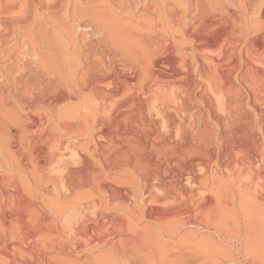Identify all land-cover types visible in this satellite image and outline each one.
<instances>
[{
    "label": "bare ground",
    "instance_id": "obj_1",
    "mask_svg": "<svg viewBox=\"0 0 264 264\" xmlns=\"http://www.w3.org/2000/svg\"><path fill=\"white\" fill-rule=\"evenodd\" d=\"M259 32L264 0H0V263L264 264V107L234 84L264 81ZM213 175L248 180L205 205Z\"/></svg>",
    "mask_w": 264,
    "mask_h": 264
},
{
    "label": "rangeland",
    "instance_id": "obj_2",
    "mask_svg": "<svg viewBox=\"0 0 264 264\" xmlns=\"http://www.w3.org/2000/svg\"><path fill=\"white\" fill-rule=\"evenodd\" d=\"M7 1H11V0H4V2H7ZM158 1H159V2L161 1V2H162V1H164V0H158ZM164 3L168 4V5H166V6H167V9H166V10L171 12V10H172L171 8L174 7L173 4H171V3H167V2H164ZM169 7H170V8H169ZM168 8H169V9H168ZM231 8H232V9L230 10V12H231V11L234 12V11H235V9H233L234 7H231ZM115 9H116V7L114 8V10H115ZM170 9H171V10H170ZM113 12H114L113 15H114V14H117V16L119 17V20H117V22H119V23L121 22L122 24H126V21H128V25H129V24L132 25V22H133V25L136 23L135 25H137L138 27H140V26L143 25V24H141V23H142V21H143L142 19L144 18V16L141 15L140 13H139V14H138V13L136 14V15H137V18H136V19L138 20V19L140 18V16H138V15H141V20L139 19V21H141V23L136 22V21H133V20L135 19V17H136L135 14L133 15L134 17H133V16H129L128 14H127L128 16H125L124 14L119 13L117 9H116V12H115V11H113ZM232 12H231V13H232ZM122 15H124V16H122ZM120 16H121V18H120ZM109 17H110V16H109ZM127 17H128V18H127ZM129 17H131V18L133 17V18L130 19ZM142 17H143V18H142ZM126 18H127V19H126ZM121 19H122V20H121ZM128 19H130V20H128ZM136 19H135V20H136ZM146 19H147V18L145 17L144 20H146ZM125 20H126V21H125ZM122 21H123V22H122ZM130 21H132V22H130ZM66 22H67V23L69 22V23L67 24ZM66 22L64 23V25H65L64 27L67 28V31H68L69 34H70L71 31H72V35H70L71 37H73L72 39L76 38V37H77V34L80 33V34L78 35V40L80 41V40L82 39V35H81V34L84 32V31H83L84 29L82 30L81 27H79L78 30H77V28L74 29V28L76 27V23H75V25H74V22H73V21H72L73 23H70L71 20H66ZM124 22H125V23H124ZM129 22H130V23H129ZM143 22H144V21H143ZM121 23H120V24H121ZM138 23L140 24V26H139ZM165 23H166V22H165ZM189 23H190V22H189ZM71 25H72V27L69 28V26H71ZM128 25H124V31H126L127 33H128V31H130L129 28L131 27V26L128 27ZM133 25H132V26H133ZM126 26H127V27H126ZM73 27H74V28H73ZM52 28H53V27H52ZM72 28H73V29H72ZM125 28H126V29H125ZM70 29H72V30H70ZM127 29H128V30H127ZM51 30H54V32H56L57 34H59V33H58L59 31L57 32V30H55L54 28L51 29ZM69 30H70V32H69ZM73 30H75V31H73ZM79 30H80V31L82 30L83 32H80ZM77 31H79V33H78ZM168 31H170V30H168ZM168 31H167V32H168ZM74 32H75V33L77 32V33L75 34ZM90 33H92V32H90ZM259 33H260V35L257 33L258 35L256 34V35L254 36V38H258L261 42H263V41H264V38H263L264 36L261 37V35H262L263 33H261V32H259ZM94 34H95V33H94ZM128 34H129V33H128ZM75 35H76V36H75ZM96 35H97V34H96ZM80 36H81V37H80ZM129 36L131 37V39H132V37H135V36H132L131 34H129ZM129 36H128V37H129ZM161 36H162V34H160V37H161ZM256 36H257V37H256ZM258 36L261 37L262 39L259 38ZM79 37H80V38H79ZM162 37H164V36H162ZM129 39H130V38H129ZM75 40H76V42L78 41L77 38L74 39V41H75ZM132 40H133V39H132ZM262 40H263V41H262ZM79 41H78V42H79ZM8 46H9V44L6 45V47H8ZM68 52H69V54H70V53L73 54V52H72L71 50H69ZM261 53L264 55V50H263ZM261 53H260V56L262 55ZM162 55H164V54H162ZM161 57H164V56H161ZM262 57H264V56H262ZM167 63H168V62H167ZM263 63H264V61H262V64H263ZM166 65H169V66H168V67H167V66H164V67H163V71L165 70L166 72H165V71H164V72H165L166 74H168V75H171V74L173 73V72H172L171 74H169V73H170V72H169L170 70H171V71H174V70L181 71V70H182V71L184 72V68H183L181 65L179 66V64H169V63H168V64H166ZM170 65H176V66H178V69L176 68V66H170ZM256 66H258V67H259V66L262 67L261 64H259V65L257 64ZM165 67H167L168 69H166ZM179 67H180V68L182 67L183 69H182V68L180 69ZM263 67H264V66H263ZM120 68H121V66H120ZM158 68H160V70H162V67H158ZM170 68H171V69H170ZM172 68H173V70H172ZM116 69H117V68H116ZM169 69H170V70H169ZM163 71H162V72H163ZM167 71H168V73H167ZM173 74H174V75H173ZM173 74H172V76H174V77H171V78H174V79L177 78L176 80H180V81H182V80L184 79L185 81H182V82L185 83V84H187V83L189 82V79H190L189 77L187 78V77L182 76V75H176L175 73H173ZM175 75H176V76H175ZM195 77H196V76H195ZM186 78L188 79V81H186V80H187ZM186 82H187V83H186ZM235 82H236V83H235ZM235 82H234V84L237 86L238 89L243 87V90H242V89H239V90H240L241 95H242V96L244 95V104L246 103L245 106L247 105V103H248L247 106H249V103L252 105V103L254 102V101H252V100H253V99L255 100V102H254L255 105L253 104L255 107H254L253 105H252V107H254V108H252L251 106H249V108H250V109H248L249 112L251 111V109H252V112H253V110L257 108L256 110H257L258 112H261V113H262V111H264V110H263V109H264V108H263V107H264V104H263L264 102H263V101L261 102V100H264V99H262V98H264V96L262 97L261 94L264 95V85H263L264 81H262L259 85H257V88H256V86H254L253 84H251L249 81H245V82H244V81H242V82L235 81ZM248 82H249V83H248ZM239 83H242V84L239 85ZM243 83H244V84H243ZM246 84H248V85H246ZM242 85H243V86H242ZM244 85H245L247 88H248V87H249V88L246 90V87H245ZM249 85H251V86H249ZM260 85H261V87H259ZM262 85H263V86H262ZM240 86H241V87H240ZM202 87L204 88L203 85H202L201 87H200V85H199V86L197 87L198 90H197V88H196V89L194 88V89H195V90L193 89L194 92L191 91V90H188V92H187V96H188V97L191 98V97H192V94H193V95L195 94V97L193 96V97L191 98L192 100L194 99V101H191L192 104H195V105H196L197 103L199 104V102H201V101H199V99H198V101L196 100L197 98H199V96H200L199 94H202V93H203L202 96L204 97V95H205L206 93H208V92L204 91L205 89H203ZM253 87H254V88H253ZM262 88H263V89H262ZM201 89H202V90H201ZM244 89H245V91H244ZM254 89L256 90V94H258V95L255 94L256 97H258L259 94L261 95V97H258V98L255 97V95H254L255 90H254ZM257 89H258V90L260 89V90L258 91ZM261 89H262V90H261ZM199 90H200V91H199ZM20 91H21V88H20ZM202 91H203V92H202ZM189 92H190L191 94H190ZM192 92H193V93H192ZM199 92H200V93H199ZM258 92H259V93H258ZM188 93H189L190 95H188ZM204 93H205V94H204ZM243 93H244V94H243ZM247 93H248V94H247ZM252 93H253V94H252ZM196 94H197V96H196ZM245 94H246V95H249L250 97L248 96V98H247ZM253 95H254V96H253ZM217 96H219V94H218ZM196 97H197V98H196ZM205 97H206V95H205ZM251 97H252V99H251ZM245 98H247V99H245ZM259 98H261V99H259ZM191 99H190V100H191ZM257 99L260 100V101L258 100V101H259V104H260V105L258 104V107L256 106V105H257V104H256V103H257V102H256ZM245 100H247V101H245ZM249 101H250V102H249ZM78 102H79V101H78ZM78 102H77V101H73V102L71 103V105L74 103L73 106H75V103H78ZM194 102H195V103H194ZM196 102H197V103H196ZM260 102H261L263 105H262ZM189 103H190V101L188 102V105H187V107H186V109L188 108L187 111L190 112V114L192 113L193 116H194V118L196 117V120H198L199 117H197V116H200V114L203 113V111H206V110H204V109L202 108V107H203L202 105H204V108H205V106H206V108H207V104L201 102L202 104H201V105H200V104H199V105H196V106H198V107H196L195 105H192L191 103H190V104H189ZM212 103H213V102H212ZM214 103H215V104H214ZM214 103H213V105H214V107H216V104H217V103H216V102H214ZM205 104H206V105H205ZM244 104H243V105H244ZM71 105H70V106H71ZM77 105H78V104H76V106H77ZM190 105H192V107H189ZM73 106H72V107H73ZM201 106H202V107H201ZM245 106H244V107H245ZM247 106L245 107V110H247V109H246ZM199 107H201V108H199ZM259 107H260V110H258ZM261 107L263 108L262 111H261ZM192 108H195V109H192ZM198 108H199V109H198ZM190 109H192V110H194V111H192V110H190ZM196 109H198V110L201 109V110H203V111H198V110H197V112L195 113V110H196ZM248 110H247V111H248ZM256 110H254V111H256ZM191 111H192V112H191ZM82 112L84 113L85 110L82 111ZM198 112H199L200 114H199ZM194 113H195L196 116L194 115ZM263 113H264V112H263ZM192 131H194V130L191 129L190 133H191V135L193 136V135H195V133H193ZM192 133H193V134H192ZM195 136H197V135H195ZM195 136H193V137H195ZM120 139H121V138H120ZM120 139H119V140H120ZM199 139H200L199 137H198V138L195 137L194 140L191 141V142H192L191 144H192L193 146L199 147L201 143L198 142V141H196V140H199ZM103 140H105V139H103ZM105 141H106V140H105ZM105 141H102V143H104ZM199 141H201V140H199ZM115 142L117 143V141H115ZM118 142L121 143V145H120V143H119V145H120V149H123V150L120 151V149H117V150L119 151V153H117L118 155L115 153V151H117V150H112V151H114V154H116V155L118 156L117 158H121L122 156H120V155H121L120 152H122V154H123V152L125 153L126 150L128 149V148H127L128 146H125V143H126V142L124 141V144H123V145H124L125 147H122V146H123V145H122V142H123L122 139H121L120 141H118ZM193 142H194V143H193ZM105 143H106V142H105ZM199 143H200V144H199ZM196 144H199V145H196ZM117 145H118V143L116 144V146H117ZM119 145H118V146H119ZM202 145H203V147H205L206 149L203 148ZM205 145H206V144H203V143H202L201 146L199 147L200 150L203 151V153H204V154L201 153L202 155L200 154V156H202V157H204V156L206 155L208 149H209V150H210V149H213L212 145H210V146L206 145L207 147H206ZM124 148H125V149H124ZM126 148H127V149H126ZM201 148H203V149H201ZM214 148H215V147H214ZM124 150H125V151H124ZM205 150H206V151H205ZM118 151H117V152H118ZM128 151H129V149H128ZM198 151H199V150H198ZM111 153H113V152H111ZM127 153H128V152H127ZM127 153H126V154H127ZM199 153H200V151H199ZM199 153H196V156H198ZM110 155H111V157H112V156H113V157L116 156V155L114 156L113 154H110ZM117 158H116V159H117ZM258 165H259V164L255 165V166H258ZM211 167H212L213 171H214V169H215V170L217 169L216 167L213 168V165H212ZM213 171H212V172H213ZM216 171H217V170H216ZM216 171H215V172H216ZM212 174H214V172H213ZM213 176H214V175H213ZM234 176H235V175H234ZM234 176H231L232 178H231V177H228L230 180H228V178L226 179L225 177L223 178V177H219V176H217V177H219V179H218V178L215 179L216 176L212 177V178L214 179L215 184L217 185V187H218V186H220V187H219V188H215V187H214V188L212 189V187H213V186H216V185L213 184L214 181H213V179L211 178L210 181H211L212 185L210 184L211 187H210V185H209V187H210L211 189H210L209 187L206 188V189H203V190H202V188H200L202 191H201L200 189H198L201 193L207 192V190L209 189L208 191H210L211 194H209V192H208V193L201 194V195L203 196V200H202V197H201L200 192H199L198 195H199V197H201V199L198 197V203H201V205H203V204H202V201H203V203H204V199H205V201H206V200H208V201L211 200L212 203H214V205H215V201H216V200L214 201V199H216V197H217V199H218L219 195L223 193L222 191H223L224 189H225L226 194L229 192V189H230V191L232 190L231 192H229L230 194H229V193H228V194L231 195L230 197H234V196H232L233 193L236 194V191H233L234 187H237L236 185H239V186H240L242 183H244L243 180H242L243 178H244V181L249 179V177H247L246 174H245L244 176L247 177L248 179H245L244 176H243V178H242V176H240V175H239V176L241 177V180H240V177H238L237 175L235 176V178H236V179H235ZM221 178H222V181H223V182H222V181L220 182ZM237 178H238L239 180H238ZM234 179H235L236 182L234 181ZM216 180H217V181H216ZM224 180H225V181H224ZM232 180H233V183L230 182V181H232ZM227 181H228V182H227ZM237 181H238V184H234V183H237ZM240 181H242V182H240ZM216 182H219L218 184H220V185H218ZM229 182H230V183H229ZM239 182H240L241 184H240ZM247 182H248V181H247ZM209 183H210V182H209ZM209 183H208V184H209ZM224 183H225V184H224ZM231 183H232V184H231ZM244 184H246V183H244ZM227 185H228V187H226ZM230 185H231V186H230ZM224 186L228 189V191H227V189H226ZM233 186H234V187H233ZM232 187H233V189H232ZM237 188H238V187H237ZM214 189H215V190H216V189L218 190V191H217V190L215 191L216 193H218L217 196H216V193H214ZM219 189H221V191H220ZM204 190H206V191H204ZM211 190H212V191H211ZM235 190H236V188H235ZM203 191H204V192H203ZM225 192H224L222 195H224ZM232 192H233V193H232ZM219 193H220V194H219ZM231 193H232V194H231ZM214 194H215V195H214ZM228 194H227V195H228ZM229 195H228V196H229ZM206 196H208V197H206ZM213 196H215V198H214ZM205 197H206V198H205ZM207 198H209V199H207ZM199 199L202 200V201L200 202ZM237 199H239V198H236V197H235V200L238 202ZM206 202H207V201H206ZM206 202H205V205H208V202H207V203H206ZM212 205H213V204H212ZM227 212H229V214L232 215V212L230 213V210H227ZM227 212H226V216H227L226 219L228 218V219H227L228 221H227L226 219H225V221H226L227 223L231 222V223L234 224V222H236V221L238 220V217L232 215L233 217H231V218H233V219L237 218V219L233 220L234 222H232V221H231L232 219H231V218L229 219V217H230L231 215L229 216V214H228ZM227 214H228V215H227ZM238 221H239V220H238ZM144 222H145V223H144ZM140 223H142V221H141ZM140 223L138 224L140 227L146 225L145 227H147V228H148V226H151V227H152V228L150 227V228L152 229L151 231H154V229H156V227L154 228V225H153V224L148 223V222H146V221H143V224H142V225H140ZM147 223H148L149 225H148ZM152 225H153V226H152ZM150 228H149V231H150ZM153 228H154V229H153ZM151 231H150V232H151ZM203 234H204V233H202L201 236L199 235V238H204V237L206 238V235H205V234L203 235ZM162 236H163V235H162ZM162 236H160V237H162ZM165 237H166V236H165ZM165 237L163 236V239H164V240L168 238V237H167V238H165ZM8 239H9V240L7 241V242H8V245H7V246H8L9 248L11 247V249H12V248H13V249H16V248H17L16 250H17L20 254H23L24 249H22L21 247L19 248V247L16 245V243H11V241H10L11 238H8ZM160 239H161V238H160ZM161 240H162V239H161ZM168 240H169L168 242H171L170 238H168ZM197 240H198V239H197ZM172 241H173V239H172ZM194 241H196V240H192L193 243H194ZM195 243H196V242H195ZM9 245H10V246H9ZM22 250H23V251H22ZM20 251H21V252H20ZM90 251H91V252H90ZM97 251H99V250H97V249H95V250L93 249V250H92V249H91V250H88V251H87L88 254L85 252V253H82L81 255H80L81 252H79V254H77L78 251H73V252H71V253H63V252H59V253H58V252H55V251H53V252L50 251V253L47 252V253H45L44 255L47 254L45 257H47V258L49 259V260H48V259H47V260H48V261H51L53 264H58L59 262H60L61 264H65L66 262H67L66 264H69V263H68L69 260H71V262H72V263H71V262L69 261L70 264H73V263H74V264H77V263H78V264H79V263H80V264H84V263H87V260L89 259L88 257H91V259H90V264H93V263L95 264V262H93V261H94L95 257L97 256V259H95V261H96V264H98V263H99L98 259L100 260V257H99V256H101V255L98 256V254H101V253H100L101 251H99V252H97ZM75 252H76V253H75ZM72 253H74V254L72 255ZM27 254H28V253H27ZM27 254L24 253V256H27ZM68 254H69V255H68ZM65 255H67L68 257L65 256ZM76 255H77V256H76ZM79 255H80L81 257L84 255L83 257L85 258V261H84V258H83V257L81 258ZM73 256H75V257H74L75 259L79 256V258H77L78 262H77V260H74V259H73ZM93 256H94V258H93ZM22 257H23V256H22ZM70 257H71V259H70ZM86 257H87L88 259H86ZM65 258H66V259H65ZM80 258H81V259H80ZM92 258H93V259H92ZM72 259H73V261H72ZM82 259H83V260H82ZM3 260L6 261V262H2V261H1L2 264H6V263H7V264H8V263L10 264V260H9L8 258L6 259V257H5V259H3ZM8 260H9V261H8ZM52 260H53V261H52ZM67 260H68V261H67ZM91 260H92L93 263L91 262ZM63 261H64V262H63ZM65 261H66V262H65ZM81 261H82L83 263H81ZM88 261H89V260H88ZM54 262H55V263H54ZM62 262H63V263H62ZM75 262H76V263H75ZM1 263H0V264H1ZM32 264H40V263L32 262ZM88 264H89V262H88Z\"/></svg>",
    "mask_w": 264,
    "mask_h": 264
}]
</instances>
